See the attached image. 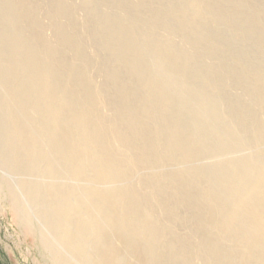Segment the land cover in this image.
<instances>
[{
	"label": "bare ground",
	"instance_id": "bare-ground-1",
	"mask_svg": "<svg viewBox=\"0 0 264 264\" xmlns=\"http://www.w3.org/2000/svg\"><path fill=\"white\" fill-rule=\"evenodd\" d=\"M5 1L0 0V163L23 174L44 177L42 182L25 178L21 185L41 203L40 214L54 233L51 237L59 238L39 239L54 264H84V260L133 264L127 249H134L136 264H168V255L173 254L161 249V221L138 196L132 179L138 170L156 171L165 162L188 167L224 153L239 156L228 162L216 160L213 165H193L189 175L184 173L188 170L179 168L161 175L147 172L143 182L150 185L149 194L158 199L165 195L191 205L199 203L196 206L207 216L195 213L185 217L183 222L193 221L190 231L218 228L221 236L244 251L245 256L240 257L243 264H264V160L248 159L239 153L245 145H254L249 142L252 139L261 147L264 126L249 130L235 124L234 119H220L217 101L209 94V88L217 87L219 80L210 76L209 65H204L197 53L182 54L171 39L180 36L184 44L194 41L191 33L201 28L202 18L206 17L197 9V1L157 0L163 2L162 9H148L152 14L148 26L164 28L171 36L166 41L148 37L138 30L139 23L121 25L105 13L90 20V46L121 63L119 68H111L106 58L99 59L97 71L107 79L101 87L94 84L89 70L93 61L85 56L80 37L67 36L63 31L60 43L71 49L74 57L84 59L83 66L67 62L62 52L46 45L43 36L35 33L32 40L45 47L40 52L15 28L21 23L12 15L16 11L25 14L22 6L9 0L14 8L10 9L4 6ZM180 2L187 4L190 15L179 12ZM140 4L134 6L137 14L144 13ZM67 11L60 12L66 15ZM209 14L213 19L220 15L214 10ZM155 17L164 20L162 27L153 21ZM36 28L39 30L40 25ZM122 33L128 36L120 38ZM245 33L250 36L255 30L250 27ZM11 38L21 40L22 45H14ZM218 38L211 36L215 42ZM239 80L245 85V79ZM256 89L264 92V80L256 84ZM217 90L222 92L223 87ZM247 94L264 100L255 93ZM147 96L153 105H140L136 113L116 108L122 99L141 104ZM106 102L114 108L113 120L107 123L97 112ZM145 118L157 123L155 131L140 132V122ZM216 123L223 128L213 129ZM130 130L137 135L144 133V143L128 139ZM202 180L208 185L197 194L194 187H200ZM100 183L105 189L99 187ZM11 197L16 209L23 210L25 204L20 197L13 191ZM166 228L170 247L200 253L207 264H222L221 257L211 255L212 248L219 245L217 238L193 243L174 227ZM59 244L85 258L70 260L57 249Z\"/></svg>",
	"mask_w": 264,
	"mask_h": 264
},
{
	"label": "rangeland",
	"instance_id": "rangeland-1",
	"mask_svg": "<svg viewBox=\"0 0 264 264\" xmlns=\"http://www.w3.org/2000/svg\"><path fill=\"white\" fill-rule=\"evenodd\" d=\"M8 1L4 2V6L9 8L11 5V0L9 2ZM12 1L14 2L13 4L17 7L22 6L21 8L25 11V14L19 15L18 11L15 10L17 12L16 15H12V18L20 21L21 23L20 26L15 27L16 30H19V32L21 31V34H23V36L28 41L31 40L32 45L35 46L36 49L40 52L44 51L45 47L44 44L32 40L33 35V38H35V33L41 34L43 36L46 45L51 46V48L55 47L59 52H62L64 54L63 59H66L67 62L72 63L77 67L81 65L83 66L84 59L74 57V52L71 49L63 47V45H61L60 43V37L62 36L61 32L63 31V33H65L67 36L76 35L80 37V44L84 49L85 56L93 61V65L89 67V70L94 76V84L97 87H101L107 84V79L102 71H97V68L99 67L98 65H100L101 60L106 58L108 64L110 63L111 68H119L121 66V63L108 58L107 55L95 50L88 43L90 36L89 32L87 31V27L89 21L95 19V17L98 16L97 14L105 13V15H109L113 17L115 21L120 22L121 25H124L126 23H139L137 24L138 30L144 32L148 37L154 38L156 40L166 41L167 39H169L168 37H171L164 28L156 29V26H148V24L152 21V14L148 12V9H152L153 7H155L154 9H162V1ZM164 1L165 3L172 2V0ZM196 1L197 9L199 10V12L202 11L203 13H200H202V15L204 14V16L206 17L202 18L201 22L203 25L201 24V28H198L195 32L191 33L194 41L190 44H184L180 36L172 37L171 39L173 41H171L182 51V54H191L186 53L185 51L197 53L202 59L201 62L204 65H209L211 69L210 76L216 77L219 80V85L217 87H223L222 92H219L217 90V87H215L214 89L210 87L209 94H211L212 97L216 99L215 101H217V104L216 102L215 104L218 105L220 119H234L235 124H239L240 126L248 128L249 130L256 127H263L264 100L252 98L247 93H253V95L255 93V97L259 98L264 97V92L256 89V84L264 80V0ZM109 3H114L113 7ZM185 3H178V5L180 6L179 12H182L183 14L187 13V15H190L191 11L188 10L189 7ZM139 4L142 7V10L144 12L143 14H137L134 11V6ZM10 9H14L13 6H11ZM63 9L68 10L66 12V15L64 12H60ZM213 10L214 12L220 13V15L218 14L219 16H217V18L215 19H213L209 14V12ZM55 12L58 15H55ZM31 13H33L34 15L32 14V16ZM224 14H226V16ZM228 15L230 16L229 19L227 18ZM26 16L30 17L26 19ZM153 21L161 26V23H163L164 20L155 17ZM169 23L172 25L173 21L169 20ZM36 24L40 25L39 30L36 28ZM250 27L254 28L255 33L250 36H246L247 34L245 33V31L246 29H250ZM122 32L126 33L124 30H122ZM212 35L218 36L219 41H213L211 39ZM119 36H121L120 38H123V36L128 35L122 33ZM11 39L14 45H22L21 40L13 38ZM208 53L210 54L208 55ZM174 66L175 65H173V67ZM233 71H236L238 75L234 74ZM129 77V75L125 74V78L127 80L130 79ZM239 78L241 80L245 79V85L240 84ZM72 81L73 79L69 80V82ZM192 81L193 83L198 82V80ZM98 84L100 85L98 86ZM132 88L138 90V92L142 91L141 88ZM106 103L107 104L104 103L105 105L102 104L97 108V112L103 118L105 123L113 120L112 118L114 112V108L110 107L108 102ZM147 104L149 106L153 105L148 96L143 99L141 104L135 103L131 100L122 99L121 103L116 108L120 109L121 107L124 108V110L127 112L136 113L137 111L141 110L140 105L144 107ZM87 108L90 109V106H87ZM137 114L141 113L138 112ZM142 116L145 117L144 115ZM118 121H121L123 124L124 122H126L123 119H119ZM140 123V126H142L139 127V130H142L140 132H147L148 130L149 132H151L157 129V123L150 121L147 118H145ZM216 125L217 127L214 126L213 129L223 128L217 123ZM144 135V133L137 135V133L130 130L127 131L126 137L133 140L136 144H140L144 143L145 141ZM249 142L254 143V145H245V148L239 152L241 154L240 156L247 157L248 159L257 158V160H264V143H262L261 147H257L253 139ZM159 147L165 148L164 146ZM236 156H239V154L224 153L217 156L216 158H207L208 160L205 159L204 161H195L194 163L189 164L188 167H184L186 164L171 165L169 162H165L159 165L156 171H150L146 169L137 171L136 176H134V178L132 179V182L136 186L135 188L138 191V196H141L146 201L147 207L149 209H152L158 215L159 220L161 221L163 230L159 231L158 237L162 240L161 246H163L161 247V249H163L164 251H169L173 254L168 255L170 259L168 264L207 263H205L206 261L204 260V256L200 253H185L183 250L184 248H176L172 246L170 247V234L168 229L166 228L167 226L174 227L179 235L190 239V242L193 243H198L204 238L210 241L217 238L220 241L218 242L219 245L216 248H212L211 255L217 254L219 257H221L222 264H243V257L242 259H240V257L242 255L245 256V253L242 249L231 244L228 238L221 236L218 228L215 229L213 227L208 232L196 231L195 233V231H190L191 227H193V221L183 222L182 220L185 217L193 215L195 213H203V211L199 208L200 206L197 207L199 203H196L197 206L191 205L182 201V199H176L165 195L158 199L152 194H149V192L151 191L150 185L146 183V181L143 182L144 178H142V176L147 175V172H152L153 175H161V172L170 173V171L172 170L171 168H179V171L188 170L184 173H187L186 175H189V171L193 169L191 168L193 165H213V162H215L216 160L220 162L221 160L228 162ZM190 174L194 173L192 172ZM28 177L38 182H42L44 180V177L41 174H33L32 176L31 174H23L22 172L11 169L9 166L0 163V264H54L51 253L48 249L41 246L39 239L41 236L50 237L51 239H53V241L59 238L56 236L54 238L51 237L52 235H54V233L50 229H48L45 224V220L40 214L41 203H37L36 201H34L21 185L23 180ZM63 179H65L66 181L72 180L70 179V177H64ZM201 182L202 185L200 187H194L195 189H197V192H199L197 194L204 192L205 187L208 185L207 181L202 180ZM99 187L101 189H105L104 184L102 183L99 184ZM181 190L186 192L183 189ZM11 191L15 192V194L18 195L23 201V204H25V206H23V210L16 209L17 206L15 205L14 200L11 197ZM214 195L217 196V194ZM175 202H178V207L176 208L174 207ZM141 215H143V213H141ZM203 216H207V214L203 213ZM149 223L152 222L149 221ZM57 249L65 257L70 258V260L73 259V261L76 262L81 261V259L85 258V256L84 258L82 256H79L76 252L70 250L63 244L57 245ZM214 249H216V252L214 251ZM125 252L127 253V256H129V260H132L133 264H136L134 249L133 251L127 249ZM84 264L97 263L92 260H84Z\"/></svg>",
	"mask_w": 264,
	"mask_h": 264
}]
</instances>
